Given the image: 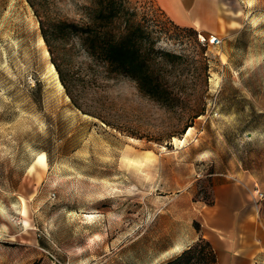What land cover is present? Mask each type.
I'll return each mask as SVG.
<instances>
[{"label":"rangeland","instance_id":"1","mask_svg":"<svg viewBox=\"0 0 264 264\" xmlns=\"http://www.w3.org/2000/svg\"><path fill=\"white\" fill-rule=\"evenodd\" d=\"M232 4L242 27L210 43L155 0H0V264H218L198 211L212 174L250 163L264 135L249 94L264 0ZM64 22L140 27L172 100L110 72Z\"/></svg>","mask_w":264,"mask_h":264},{"label":"crops","instance_id":"2","mask_svg":"<svg viewBox=\"0 0 264 264\" xmlns=\"http://www.w3.org/2000/svg\"><path fill=\"white\" fill-rule=\"evenodd\" d=\"M155 1L172 23L218 38L243 24V14L230 5L238 0ZM249 94L255 109L264 113V82ZM258 139L263 144L254 150L250 163L240 164L235 174H212V201L198 211L200 234L218 254V264H264V198L254 194L256 187L264 192V135Z\"/></svg>","mask_w":264,"mask_h":264},{"label":"trees","instance_id":"3","mask_svg":"<svg viewBox=\"0 0 264 264\" xmlns=\"http://www.w3.org/2000/svg\"><path fill=\"white\" fill-rule=\"evenodd\" d=\"M64 27L81 35L89 53L103 60L110 72L133 79L143 94L158 101L166 104L172 100L171 93L166 89L162 80L150 71L148 57L142 50L143 36L140 27L126 30L119 35H107L106 31L101 33L89 24L79 26L75 23L64 22ZM44 38L46 39L45 35ZM183 254L166 264L181 263Z\"/></svg>","mask_w":264,"mask_h":264},{"label":"built area","instance_id":"4","mask_svg":"<svg viewBox=\"0 0 264 264\" xmlns=\"http://www.w3.org/2000/svg\"><path fill=\"white\" fill-rule=\"evenodd\" d=\"M204 39L205 38H203V40ZM208 40H209L210 43H219L220 42V38H218L217 36H210L208 38ZM205 41H206V39H205ZM254 194L257 195L259 198H264V192L261 191L258 187H256L254 189Z\"/></svg>","mask_w":264,"mask_h":264},{"label":"bare ground","instance_id":"5","mask_svg":"<svg viewBox=\"0 0 264 264\" xmlns=\"http://www.w3.org/2000/svg\"><path fill=\"white\" fill-rule=\"evenodd\" d=\"M41 43H42V42H41ZM52 67H53V69H55L54 65H52ZM54 71H55V70H54ZM191 129H192V127H189L187 133H189V132L191 131ZM174 140H177V139L175 138ZM35 161H36L37 164H39V165H44L45 162H46V156H45V154H44V153H40V154H38V156H37V158H36Z\"/></svg>","mask_w":264,"mask_h":264}]
</instances>
